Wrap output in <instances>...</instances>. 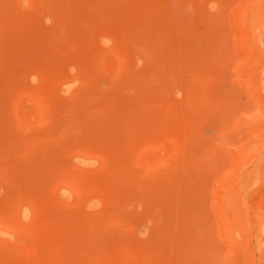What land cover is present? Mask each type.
<instances>
[{
    "label": "rangeland",
    "instance_id": "obj_1",
    "mask_svg": "<svg viewBox=\"0 0 264 264\" xmlns=\"http://www.w3.org/2000/svg\"><path fill=\"white\" fill-rule=\"evenodd\" d=\"M0 264H264V0H0Z\"/></svg>",
    "mask_w": 264,
    "mask_h": 264
}]
</instances>
